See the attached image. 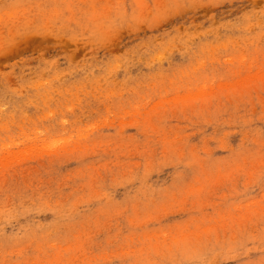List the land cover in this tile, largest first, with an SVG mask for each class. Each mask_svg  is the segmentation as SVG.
Returning a JSON list of instances; mask_svg holds the SVG:
<instances>
[{
  "label": "rangeland",
  "instance_id": "374dc122",
  "mask_svg": "<svg viewBox=\"0 0 264 264\" xmlns=\"http://www.w3.org/2000/svg\"><path fill=\"white\" fill-rule=\"evenodd\" d=\"M0 264H264V0H0Z\"/></svg>",
  "mask_w": 264,
  "mask_h": 264
}]
</instances>
